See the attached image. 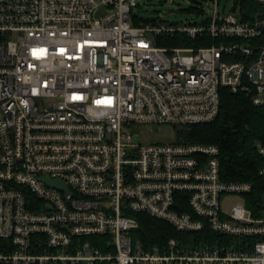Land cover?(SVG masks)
Here are the masks:
<instances>
[{"label": "built area", "instance_id": "1", "mask_svg": "<svg viewBox=\"0 0 264 264\" xmlns=\"http://www.w3.org/2000/svg\"><path fill=\"white\" fill-rule=\"evenodd\" d=\"M219 3L133 25L136 0H0V264H264V202L219 149L134 130L209 124L223 88L264 107V0ZM139 214L217 237L145 243Z\"/></svg>", "mask_w": 264, "mask_h": 264}, {"label": "trees", "instance_id": "2", "mask_svg": "<svg viewBox=\"0 0 264 264\" xmlns=\"http://www.w3.org/2000/svg\"><path fill=\"white\" fill-rule=\"evenodd\" d=\"M256 7L242 3L239 12L241 19L250 20L251 9ZM154 20L133 16L132 24H147ZM174 139L176 143L216 146L219 149L221 178L226 182L249 183L251 191L243 196L246 208L252 212L261 208L264 202V154L259 150L264 149V107L254 106L245 94L223 88L216 119L209 124L177 127L174 129ZM137 219L140 227L134 234L145 243L163 245L169 239H175L181 244H212L217 237L207 229L192 233L177 232L168 223L142 214L137 215Z\"/></svg>", "mask_w": 264, "mask_h": 264}, {"label": "rangeland", "instance_id": "3", "mask_svg": "<svg viewBox=\"0 0 264 264\" xmlns=\"http://www.w3.org/2000/svg\"><path fill=\"white\" fill-rule=\"evenodd\" d=\"M195 1L196 0H136L137 7L133 10V15L137 19L153 18L157 20L161 19L167 23L183 22L192 18V16L188 15L187 11L184 10L185 8L192 7ZM234 1L235 0H220L219 8L222 15L232 13L240 19L239 10L237 8L233 10ZM134 130L139 133L141 142L165 143L171 142V138L174 137V130L167 126H162L159 133L153 134L148 131L142 132V130H144L143 127H135ZM241 202V196L232 195L229 197L228 201H226L225 209L227 210L229 205ZM166 243L167 241L164 244Z\"/></svg>", "mask_w": 264, "mask_h": 264}, {"label": "water", "instance_id": "4", "mask_svg": "<svg viewBox=\"0 0 264 264\" xmlns=\"http://www.w3.org/2000/svg\"><path fill=\"white\" fill-rule=\"evenodd\" d=\"M155 131H157V129H155ZM43 181L45 183H47L50 187H54L56 189H59V190H64L66 191V187L64 186V184L60 181H51L49 180L48 178H44Z\"/></svg>", "mask_w": 264, "mask_h": 264}]
</instances>
